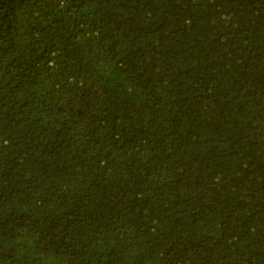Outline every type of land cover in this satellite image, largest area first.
<instances>
[{
  "label": "trees",
  "instance_id": "16d2710c",
  "mask_svg": "<svg viewBox=\"0 0 264 264\" xmlns=\"http://www.w3.org/2000/svg\"><path fill=\"white\" fill-rule=\"evenodd\" d=\"M0 264H264V0H0Z\"/></svg>",
  "mask_w": 264,
  "mask_h": 264
}]
</instances>
